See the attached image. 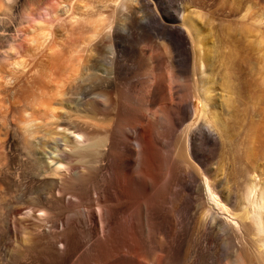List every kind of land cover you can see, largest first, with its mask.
<instances>
[{
  "label": "bare ground",
  "instance_id": "1",
  "mask_svg": "<svg viewBox=\"0 0 264 264\" xmlns=\"http://www.w3.org/2000/svg\"><path fill=\"white\" fill-rule=\"evenodd\" d=\"M160 1L152 3L150 0H109V3L113 5L112 12L124 22L123 30L126 35L130 36L134 27L143 28L153 24L160 27L154 28V36L166 42L172 55L170 60L166 61L177 70L176 72L187 71L190 60L193 61L191 70L194 74L196 66L204 67L203 62L209 66L208 63L213 57L210 52H205L203 61L200 47L205 46L208 49L211 42L209 43L208 36L201 35L202 31L196 20L187 13L184 4L186 0H174L173 14L167 13L164 0ZM192 1L198 0H187L190 3ZM84 5L79 8L89 6ZM248 10L249 8L245 9L244 14L240 15V20H245ZM14 11V6L6 8V13L0 19V36L10 30L16 31L12 22ZM101 18L100 21L97 19L98 21L93 23L87 21L91 28L81 39L87 46L85 56L74 58L67 55L68 65L65 64V68L62 69L67 75L65 84L58 85L63 87L67 82V86L65 90L62 88V91H57L56 88L54 94L60 97L57 105L61 113L54 114L55 109L44 108L42 113L46 115L45 121L37 122L36 119H30L21 122L24 134V143L21 145L25 157L32 160L37 168L43 166L45 169L44 172L41 171V175L49 177H46L47 192L41 194L45 201L44 206L58 203L61 205L64 201V206L67 205L64 208H67V211L65 210L63 224L61 223V226L59 224V227L60 221L55 218L56 216L51 217L47 210L38 209L35 218L41 225L37 227V231L40 232L41 228L47 227L46 237L53 240L65 238L62 244L57 240L59 242L57 244H61L62 247L68 248L72 243L79 244L82 260L86 259L90 251L93 253L100 250L103 243L108 240L113 243V239L115 241V238L124 234L125 240L122 239L124 241L121 242L123 246H115V250L100 255L98 261L91 260L89 264H161L166 255V252L161 250L162 247L160 249L158 247L159 250L150 249L152 251L150 256L147 254L149 252L147 248L151 247L150 236L153 233L163 240L164 246L169 244L170 238L163 235L160 228L155 227L154 222L159 220L157 215L159 213H156V210L160 211V203L167 195H171L178 197L180 208L191 214L181 253L183 260H187L192 253L193 257L202 259L205 253L216 246L218 248L225 245L232 250L231 259L225 264H250L252 259L255 264H264V168L257 158L259 151L264 154V112L257 103H250V100L245 103L248 105L246 108L248 118L241 128L240 142L236 143L230 127L225 125L223 116L220 115L223 114L220 111L224 107L226 109L229 107V95L220 96L221 107L213 102L214 98L211 96L213 75L205 76V85H201L200 88L194 85L193 89H186L184 86H181L184 87L181 89L177 77L168 71V67V70L163 67L165 62L161 60L162 57L151 54L153 53L151 48L141 49L144 56L149 53L146 59L149 62V73L143 72V58L118 51V48L127 51V47L119 42L113 20L108 21L104 18L102 19L104 22ZM251 22L257 26L264 23V13L255 12ZM41 27V24L40 28L37 27L40 29L39 33L36 30L35 35H40L37 42L44 38L47 40L48 37L45 28ZM202 37L205 41L203 44L199 41ZM33 40L36 39H31L30 42ZM188 44L193 50H197V59L194 58L195 55L190 57ZM161 45L162 49L166 50V46L164 47L162 43ZM51 48L48 54L42 57L45 61L38 62L41 67L51 66L66 57L65 55L63 58L64 53L60 59L56 58V55H49L53 52ZM2 49L6 54L13 48L0 47V50ZM10 62L5 65L11 68L10 73L18 70L24 73L26 68L24 61ZM162 68L168 72L161 73L163 75L159 81L156 73L161 72ZM248 74L246 73L242 79L245 81L249 79ZM136 78H141L142 85L146 88L139 102L144 111L130 122L121 121V101L119 102L121 98L119 99V92L112 89L111 85L119 81L121 84L124 79L130 82ZM159 82H162L163 89L157 93L156 86ZM247 86L245 85L246 88ZM176 88L182 93L179 97ZM234 93L235 91L233 93L231 91L230 94ZM240 96L244 100L249 99L247 89L243 90ZM157 105L160 107L157 108ZM102 113L108 117L112 115L105 129L102 128L104 137L96 133L101 127L96 128L92 123L95 122V117ZM231 116L234 115L230 114ZM50 120L54 122L49 123ZM168 122H171L175 131L179 130L177 139L180 141L174 146L167 139L158 141L154 138L157 129L168 125ZM119 126L122 131L118 135ZM6 145L8 149L9 143ZM156 146H161L166 154L161 164H158ZM115 151L117 153L113 154ZM102 161L106 162L105 166ZM122 163L127 165L124 164V167L120 168L119 164ZM98 173L102 174L99 179L96 177ZM239 176L242 182L237 185L236 180ZM18 180L17 177L15 185L20 186L22 182L24 187L23 181L20 180L18 183L16 182ZM72 181L81 182L79 191L86 198L85 202L82 197L81 199L65 194L66 184ZM109 181L115 184L113 186L117 187L118 194H115V190L114 193L109 190L107 185ZM88 185H91V190ZM57 211L58 216L61 213V216L64 215V210L60 211L61 213ZM1 226L8 235L12 234L5 223ZM41 233L46 235L45 232ZM67 234H70L73 240L70 245ZM223 240L225 243H221ZM18 241L23 245L21 239ZM74 249L77 250L73 247V251ZM243 250L249 253L251 259L243 256L241 253ZM66 253L61 255L71 260L72 255L69 256L71 252ZM212 254L214 255V252Z\"/></svg>",
  "mask_w": 264,
  "mask_h": 264
},
{
  "label": "rangeland",
  "instance_id": "2",
  "mask_svg": "<svg viewBox=\"0 0 264 264\" xmlns=\"http://www.w3.org/2000/svg\"><path fill=\"white\" fill-rule=\"evenodd\" d=\"M99 1L100 2L98 3V0H0V19H2L3 15L6 13V8L12 6L15 7L12 22L15 24L14 26L16 28V31L10 30L0 36V47L6 49L11 46V48H13L12 51L7 52L6 54L3 52V49L0 50V225L5 223L12 233L11 235H8L5 232V229H3L2 226V228L0 227V264H89L91 260L92 262H96L99 259L98 257H101L100 255H106L111 252V250L113 251L114 248L116 249L115 246H123V243L121 244V242L125 240L124 234H122L123 238L120 235L115 238V241L113 239V243L109 240L103 243L101 248H99L100 250L95 251L97 253L94 251L92 253V251H90V253L87 254L88 256H86V259L82 260L80 259L82 251L80 245H77L76 243V245L74 243L70 245L71 241L73 242L70 234H67L68 245H70L67 248L62 247L61 245L64 243L65 238L63 239L59 237L58 239L53 240L46 237L47 227L41 228L40 232H38L37 227L41 225L35 218L38 215V212H36L38 209L42 208V210H47L51 217L56 216L55 218L60 221L58 223L59 227V224L60 226L61 223L63 224L64 216L67 211V208H64L67 205L65 204L64 206V201L61 205L60 203H58L59 205L46 204L48 208L44 206L45 201L41 198V194L43 195V192L47 190L45 185H47L46 179L49 177L41 175V171L44 172L45 169L43 166L37 168L32 160L25 157V151L22 147L23 145H21L24 143V121L27 122L30 119H36L37 122L45 121L46 115L44 116L42 113L44 108L55 109L56 111L54 114L61 113V111L58 110L60 107L57 105L60 97L54 96V94L56 88H58L57 91H62L65 90L67 86V82L63 87L58 85H60V83L65 84L64 80L67 75H65L66 73H64V70L62 69L65 68V64L68 65L66 62L68 56L74 58L85 56L87 46L86 44H83V40L81 39L91 28V25L88 24L87 21L90 20L91 23H93L98 21L102 16L101 20L104 18L105 20L108 19V21L113 20V25L116 28L119 42L127 47V51L120 48H118V51H123L126 55H134L135 57L139 56L140 58H143V72L145 71L146 73H149V62L146 60L149 53L144 56L141 53V49L151 48L153 50V53L151 54L162 57L161 60H164L165 62L163 67L166 69L168 67L169 70H167L174 73L179 82V85H176L180 87L184 86L186 89H193L195 87L194 85H196V87L200 88L201 85H205V76L213 75L214 85L212 87L213 92L211 93V96L214 98H212L213 102L221 107L219 102L221 101L222 94L223 96L226 94L229 95V107L228 109L224 107L225 109L223 108V110L220 111L221 113L223 112V114L220 115L223 116L222 119L225 125H228V128L230 127L229 130L231 129L230 132L232 137L236 138V143L240 142L241 128L245 125V121L248 118L246 112L248 105H245V103H248V100H250V103H257L259 108L264 112V23L257 26L251 22V20L254 19L255 12L259 11V13H264V0H205L203 2L198 0L192 1V3L187 2L186 0L184 4H186L187 13L191 14L194 20H196L195 22L197 26L202 31L201 35L208 36V41L209 43L211 42L208 49L205 46L200 47V56L202 55L201 58L203 61V58H205V52H210L213 57L208 63L210 67L205 65L207 64L206 62H203L204 67L198 68L196 66L195 74L192 73L191 70V62L193 63L192 60H190V66L187 71H184L185 73L176 72L177 70L166 61H169L172 57L170 54L171 51L168 50L165 41L159 40L154 36V28L160 29V27H157L154 24L143 26V28L134 27L131 35H126L123 30V27L125 26L124 22L112 12L113 5L109 3V0ZM150 1L152 3L155 1H158L159 3L161 2L160 0ZM164 3L167 13L173 14V7L175 5L174 0H164ZM82 5H89L88 7L90 8H79ZM103 5H105V7ZM164 6L162 5V7ZM247 8H249V10L246 18L242 21L239 17L242 13L244 14L245 9ZM40 24L42 26L41 28H45L44 31H47L46 33L48 36L46 38L47 40H45V38L42 39L41 42L43 43L40 41L37 42L39 39L38 36L40 35H35L37 34V31L40 30L37 29L38 26L40 28ZM177 24L179 25L180 22ZM46 33L44 34L46 35ZM31 39H36L35 41L33 40V44L30 42ZM203 40L204 37L199 39L202 44L205 42ZM161 43L164 47L166 46V50L162 49L163 47ZM36 44H38L39 47H37ZM189 46L191 45L188 44V48L192 49H189L190 57L195 55L194 58L197 59V50L195 48V50H193V48ZM49 48H51V51L53 49V52H50L49 55H56V58L59 59L63 55L64 58L66 55L67 58L65 57L66 59L64 58L63 60L54 62L53 64L55 67H53V64L48 67H41L38 62L41 60L45 61L42 57L44 54H48ZM71 51L73 52V55ZM2 59H5V61L3 62ZM16 60H20V62L24 61V66H26L24 73L21 70V73L19 70L15 71L18 72L16 74L14 71L10 73L11 68L5 66L8 65L10 61ZM164 68L161 69L163 72L156 73L159 81H161L160 79L163 75L161 73L165 72L166 74L168 72ZM177 73L180 74L178 75ZM246 73H249V79H246L245 81L242 77ZM61 75L65 76L62 78ZM228 75L230 78H228ZM141 81V78L131 79L130 82H128V79L127 81L124 79L121 81V84L119 81L114 83L115 85H111L112 89L114 88V90L119 92V99L121 98L119 100V102L121 101V121L127 120L130 122L144 111L139 105L146 89ZM223 82L224 84H222ZM245 85H248L247 88ZM156 87L157 93H160L163 89L162 82H159ZM184 87H181V89ZM176 89L175 91L180 90L179 88ZM246 89L249 99L244 100L242 96H240V93ZM230 90L232 93L235 91V96L230 94ZM180 92L181 91L177 93V97L182 95ZM122 107L124 109H122ZM158 107H160V105H157V108ZM154 111L156 110L154 109ZM230 114L234 116L230 117ZM111 116L112 115L109 117L111 118ZM109 117L103 113L98 114L95 117V122H92L93 125L96 126V128L101 127L100 129H97V135L104 137L102 128L105 129L109 123ZM52 122L54 121H49V123ZM165 125L157 129V134L155 133L154 136L155 140L161 141V139H167L172 142L173 146L177 145L180 141V139H177L179 130L175 131L171 122H168L169 126ZM119 128L118 135L121 134L122 131L120 126ZM8 139L10 140L8 141ZM7 142L9 143L8 149L6 145ZM160 147L161 146L155 147L157 151L156 156H158V164H161V161L164 160L166 155L164 150ZM116 151L113 152V154L117 153ZM257 155L258 161L264 168V154L259 151ZM114 159L115 158H113V161L115 162L116 160ZM102 162V164L106 163L105 161ZM124 164L126 163L119 164L120 168H123ZM103 166H105V164ZM101 175V173H98L96 176L97 179H99ZM17 177L19 180L16 182L19 183L20 180L23 181L25 188L23 187L22 182L20 183V186H16L17 183H15V179H17ZM236 182L237 185L242 182L241 176L237 178ZM107 185L108 188H110V191L112 190L113 192L115 190V194L118 192V190L116 191L117 187L113 186L115 185L114 183L109 181L107 182ZM80 186L81 182H69L65 186L66 189L64 191L66 193H64L68 195L71 194L77 198L82 197L83 199H81L85 202L86 198L83 197L79 191ZM90 187L91 185H88V188L91 190L92 187ZM89 189V194H91ZM237 190L239 194V189ZM66 198L67 197H65V199ZM160 204V211L159 209L156 210V213H159L157 214L159 220L155 221L156 223L154 222V224L155 227L158 226L161 233L170 238V240L169 244L164 246L165 243L162 239H159V237L157 238L154 233L151 234V247L147 248L149 251L147 252L148 256L151 255L150 252L153 250H159L160 247H162L161 250H164L166 255H168H165L161 264H225L231 259V248L221 245L218 246V248L216 246V248H214L215 250L213 249L208 251V253H205L202 259L193 257L192 253L187 260H183L181 258L183 254L181 255V253L184 249L183 247L187 237L185 232L190 224L191 214L189 211L180 208L178 197L176 198L167 195ZM57 210H59V212L64 210V215L61 216L62 213L60 212L61 214L58 216ZM28 212L29 214L27 215ZM41 232H45L44 234L46 235H43ZM20 239L24 242L23 245H20V242L18 241ZM117 239L119 241H116ZM57 240L61 242V244H57L59 243ZM221 243H225V240L221 241ZM24 246L26 248H24ZM73 247L77 248V250L74 249L73 251ZM64 251L67 252L66 254H69L70 252L74 253L69 254V256L72 255L71 260H67L68 258L61 255V253H65ZM213 252L214 255L212 254ZM241 253L247 259H251L248 252L243 250ZM209 256L212 260L209 259ZM60 260H63V262ZM250 264H255L254 259H252Z\"/></svg>",
  "mask_w": 264,
  "mask_h": 264
}]
</instances>
